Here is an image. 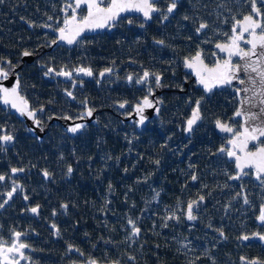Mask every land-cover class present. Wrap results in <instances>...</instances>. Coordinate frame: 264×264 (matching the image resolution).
<instances>
[{"label": "trees", "instance_id": "1", "mask_svg": "<svg viewBox=\"0 0 264 264\" xmlns=\"http://www.w3.org/2000/svg\"><path fill=\"white\" fill-rule=\"evenodd\" d=\"M116 29L113 37L98 39L99 44L102 41L106 44L105 48L97 47L98 53L113 52L119 60L130 56L131 73L149 71L168 77L170 72H180V61L187 49H175L174 33L166 31L164 44L154 46L149 39L157 34L146 31L145 41L139 45L129 42L134 34L132 28L128 30L122 23ZM0 43L7 44L4 35L0 36ZM18 52L0 48L1 57L11 58ZM61 57L59 50L39 55L33 64L22 69L20 78V93L29 106L58 116L64 104L60 83L51 80L48 87L42 73L48 67L59 70L74 66V62L64 63ZM85 63L79 62V65ZM124 66L127 67L126 62ZM29 73L34 74L32 83ZM197 100L201 101L202 119L185 136L184 121ZM234 106L235 99L227 89L202 95L190 88L185 93L174 90L164 93L157 116L140 130L128 134L124 128H115L113 133L89 132L78 136L76 142L65 143L59 140L58 130L51 126L39 141H21L23 136L17 123L3 117H0V129L14 135L16 161L23 167H31L34 173L47 170L51 174L45 183L35 176V201L67 204V210L74 217L96 220L97 235L107 240L109 249L122 254L129 252L127 257H135L131 264H139L142 257L147 259L146 264H205L203 259L207 258L197 249L200 241L210 242L207 252L214 258L212 264H228L224 263L229 260L227 256L236 260L232 253L238 248L237 238L252 234L258 202L251 175L231 181L232 164L217 152L225 137L214 133L215 120L234 124L230 119ZM12 160L0 153V171L13 165ZM69 165L73 172L65 178ZM193 174L198 177L196 181L191 179ZM238 191L247 194L249 203L245 206L241 207L236 199ZM198 196L205 199L194 209L197 219L187 223L185 206ZM172 213L179 217L178 221L166 220ZM129 218L141 229L137 240L128 239ZM221 230L224 235L220 237ZM192 250L195 253L188 254Z\"/></svg>", "mask_w": 264, "mask_h": 264}, {"label": "flooded vegetation", "instance_id": "2", "mask_svg": "<svg viewBox=\"0 0 264 264\" xmlns=\"http://www.w3.org/2000/svg\"><path fill=\"white\" fill-rule=\"evenodd\" d=\"M170 2L171 0H157V7L166 10ZM64 4L65 0H3V2L0 3V24L3 26L0 29V36L4 35L7 41V44L0 43V48L19 50L18 54L11 58L0 56L4 61H11L12 65L15 66L14 71L10 72L9 76L14 75L15 79L18 77L20 82L21 72L25 66L33 64L34 61L39 58V55L48 54L53 50H59L62 53L61 58L64 63H68L69 60L72 63L77 62L76 64L73 63L72 65L74 66L71 68L64 67L66 70L71 71L79 67H84L91 68L93 71V76L91 77L83 75L76 76L75 73H73V79L76 81V86L73 87L72 82L64 77L55 76L54 74L45 76L44 73L47 68L45 69L42 76L46 79V85L49 87L51 80L59 81L60 93L63 96L64 104L61 108L63 112L60 116L48 114L44 109L43 112H40V108L30 107L36 110V119L41 121V125L37 127V131L39 132H41V128H43L40 136H37L36 133L30 134L23 125V122L19 120L13 112H10L8 105H4L3 102L0 101V117L10 119L17 123L18 127H20V133L23 136L21 141H39L52 127L58 130V136H60L59 140L65 143L76 142L78 136H82L89 132L95 135L113 133L115 128H124L126 129L124 132L128 134L140 130L158 114L157 112L155 117L149 118L140 128L135 127L133 119L130 121L124 120L123 118L132 111L133 106L138 103L137 101L140 98L148 96L159 109L162 95L173 90L185 93L190 88H193L198 90L202 95L209 94L202 93L201 89L194 85L188 71L184 68L183 61L186 57L194 55L198 47L203 51L204 62L209 67H212L218 58L222 61L225 58L224 54H220L218 50L215 49V43L225 41L226 37L223 33H230L232 24L234 23L233 17L242 19L244 15L250 13L249 0H213V3L211 0H205L204 3L198 0H179L177 10L171 14L167 20H162L160 13H154L152 20L149 21H144L139 13L123 14L121 15V19L112 27H106L101 31L82 34L80 38L83 41L82 43L74 45L57 43L50 46L51 41L56 38L53 29L62 26L63 19L65 18L64 13L61 11ZM261 11L264 12V7L261 8ZM79 14H86V12ZM69 15H71L70 10ZM49 16H52L53 19L48 20ZM184 16H188L189 19H183ZM128 19L134 21L133 27L128 24ZM225 21L227 22L225 23ZM201 22H206L209 27L204 29L198 36L195 29ZM122 23L128 30L132 28L134 31V34L129 38V42L138 43L139 45L144 43V32L146 31L157 34L156 37L149 39V42L154 46H160L156 41L164 40L163 33L166 31L174 33L175 38L172 45L175 49L177 51L179 47H185L187 49L185 56L180 61V72H170L168 77H162V75L158 73L162 78L161 86L159 87L156 86L154 77L150 78L148 84L138 85L135 83V80L143 73H131L132 70L129 67L131 64L130 56L125 57L123 60H119L114 57L113 52L107 55L98 53L96 51L97 47H106V44H103L104 41L99 44L100 40L98 39L113 37L117 30L116 28ZM141 23L144 24V27H140ZM44 24H51L52 28L43 27L42 25ZM189 37H191V39H189ZM205 40H210L211 42L205 43ZM111 46L112 45H109V47ZM25 50L31 52L32 55L30 58L23 57V59H21V54ZM69 52H74L75 55L71 56ZM213 52H217V55L213 56ZM175 60L177 62V58H175ZM79 62L86 63L81 66ZM124 62H126L127 67L124 66ZM234 62H236L235 58ZM0 67H5V70H7V66L3 63H0ZM106 68H112V73L100 77L99 73L103 72ZM30 72H32L31 69ZM129 75L133 76V81L131 83L126 79ZM28 78L31 82L34 78V74L29 73ZM3 81L4 80H0V85L6 87L7 83L2 84L1 82ZM149 88H151L152 96L149 95ZM226 89L234 97L236 104L237 96L235 94L236 86L234 84L218 90L214 89L210 93ZM65 90L72 91L75 99L68 97ZM89 93H92V95H88ZM84 101L87 102L86 107L85 104L82 103ZM121 103H125L124 108L119 107ZM86 108L93 109L92 116L89 117L88 120L86 119V115L83 119H80L81 115L84 114L83 112H86ZM65 117H70L71 119H65ZM99 118L102 119L100 122L98 120ZM105 119H108V121H105ZM66 120L83 121L82 124L86 127L76 134H69L66 131L67 127H62ZM231 121H233L234 124H230L229 122L226 123H229L230 126L236 129L238 121L236 119H231ZM124 132H122L123 135ZM4 133L5 131H0V134ZM217 135L225 137L223 146L226 147L225 142L227 137L222 134ZM127 138L126 135L125 139ZM14 143L15 139L13 142L5 145L3 150H0V153L4 154V156L13 158L12 162L14 163L13 165L10 164L5 166V168L0 171V174L6 175L5 181L0 182V203H2L4 199H7L4 194L11 190L12 179H15L17 183L22 185L23 190H18L8 204L0 209V238L11 243L14 239L12 235L14 231L23 234L20 241L28 244L30 247L22 250L28 259L20 260V264H87L89 258H95L98 264H113L115 261H118L119 264H131L133 260H129V257H127L129 252H124L125 254H122L113 251V249H109L107 240L103 236L99 237V235H97L94 227L96 220L87 221L80 217H74L71 211L61 207L63 203L54 204L49 200L48 204H45L35 201L34 182L37 179L35 176L38 175L39 180L43 183L48 182L50 178L45 179L43 176L44 171H36L34 173L31 167H26V165L23 167L22 164L16 161L15 159L18 157V154H15L13 151ZM227 161L232 164V161ZM11 168H24L25 171L8 179L7 177L11 176ZM245 171L249 172L251 175L257 197L256 199L258 201L252 220L254 229L252 234H249L252 236V239L240 241L237 238L238 248L232 253V256H236V260L232 259L231 256H227L229 258L228 264H242L240 261L241 256L249 259L258 258L260 261L264 262V241L257 240V237L253 236V233L264 234V225H261L260 222L256 220L258 208L261 204H264V186L252 176V171L250 169H246ZM65 178H67V174ZM230 180L235 181L232 179ZM25 195L29 197L28 200H24L23 197ZM198 198L199 196L193 200H198ZM37 205H39L38 214L31 213L29 209ZM53 211L56 212L55 216L53 215ZM187 223H193V221ZM53 224L56 225V229L52 227ZM57 229H59V234H57ZM219 236L221 237V235ZM137 239L138 237L133 240ZM69 245H72L74 249H79L84 255L81 256L76 251L69 252ZM187 252L188 254L195 253L193 250ZM225 258L226 257L223 259ZM207 261L209 262L208 259H203L205 264ZM146 263L147 259L145 257L139 258V264Z\"/></svg>", "mask_w": 264, "mask_h": 264}, {"label": "snow or ice", "instance_id": "3", "mask_svg": "<svg viewBox=\"0 0 264 264\" xmlns=\"http://www.w3.org/2000/svg\"><path fill=\"white\" fill-rule=\"evenodd\" d=\"M3 0H0L2 3ZM250 13L244 15L242 19H236L233 17L234 23L232 24L230 33L225 32L223 35L226 37L224 42L215 43L214 47L219 53L224 54L225 58L221 61L219 58L215 61L212 67H209L204 62L203 51L199 49L191 57H186L184 60V66L192 69L197 77L199 85L203 86L206 93H210L213 88L232 86L233 82L236 81L240 85H247L243 88H236L235 94L240 97L241 93H244V97L240 99V105L232 119L242 118L240 122V129L237 130L230 126L229 123L222 122L220 119L215 120V127L222 133L231 134L227 140V147L221 146L217 152L224 154L229 160L234 161L235 167L238 170L236 175L229 176V179L239 180L241 175H250L245 169H253L254 176L257 181L264 186V12L261 8L264 7V0H249ZM179 0H171L168 3L166 10H162L157 7V0H65L64 6L61 11L64 13L65 18L63 19L62 26L53 29L57 32V38L51 41V44H57L58 42H65L68 45H74L82 43L80 39L85 31H91L99 28H106L114 26L120 19L121 14L126 12L139 13L144 21L152 20L154 13H160L162 20L169 19V16L173 14L178 8ZM259 4V6H258ZM69 10L71 15H69ZM86 12V14H79ZM53 17L49 16L48 20H52ZM183 19L188 20V16H184ZM227 21H225L226 23ZM132 19H128V24H133ZM35 26V25H30ZM46 28H52L51 24L42 25ZM140 27H144L141 23ZM209 25L206 22H201L195 29L196 34L199 36L202 31L208 28ZM191 39V37H189ZM205 43L211 42L205 40ZM157 44L163 45V40L156 41ZM23 57H29L32 55L31 52L25 50L22 54ZM213 56L217 55V52L212 53ZM234 58L236 62H234ZM0 63L7 66L0 67V80H6L9 78L10 72L14 71V67L11 61H4L0 58ZM112 68H106L103 72L99 73L100 77H104L106 74L112 73ZM73 73L76 76H93L91 68L79 67L71 71L65 68L56 71L55 69L48 67L45 71V76L54 74L55 76H61L71 81L73 87L76 86V81L73 79ZM241 73L244 77L241 78ZM154 77L155 84L157 87L161 86V76L156 73H150L144 71L143 74L136 78V84H148L150 78ZM128 82L133 81V76L129 75L126 78ZM99 82V81H97ZM82 84V81H81ZM66 91V95L75 99L72 91ZM152 94L151 88H149V95ZM0 101L4 105H10L11 108L15 109L20 115H27L34 121L37 127L41 125V121L36 119V110L30 108L28 101L20 94V82L17 77L15 84L11 88L0 86ZM87 105V102H82ZM201 101L195 102V107L192 110L191 117L186 121L185 131L191 133L193 126L202 119L200 114ZM120 108L125 107V103L119 105ZM154 107L153 102L145 96L144 99L135 106V112L140 117L138 123L143 124L146 117L144 116V110L146 108ZM43 112V108L39 109ZM158 112L159 109L157 108ZM93 109L86 108V112L81 115L80 119L84 116L91 117ZM65 119H71L65 117ZM84 124H74L66 129L68 133L76 134L84 129ZM31 131V129H29ZM0 131H4L0 129ZM43 131V128H41ZM15 137L5 132L0 134V150L4 149V146L13 142ZM253 144L256 148L255 151L248 150L249 144ZM62 158V157H61ZM158 164L159 161H156ZM11 177L16 176L18 173H23L24 168H11ZM73 168L71 165L67 167V175H71ZM43 176L45 179L50 178L51 174L44 170ZM6 175L0 174V182L5 181ZM192 181H196L198 177L193 174L191 176ZM111 189V185H109ZM22 191V185L12 179L11 190L7 191V199H4L0 203V209L4 208L6 204L12 199L13 195L18 191ZM157 196L159 193L156 194ZM240 196L241 193H237ZM24 200H28L29 197L25 195ZM204 196H199L198 200H192L188 202L186 206V219L188 221H194L197 216L194 215V209H198L200 203L204 201ZM244 204H248L249 200L245 195L243 197ZM61 207L67 210L68 205L63 204ZM29 211L33 214H38L39 205L31 207ZM53 215L56 212L53 211ZM179 220V217L172 213L166 220ZM257 220L261 225H264V204L259 207V215ZM129 225V240H132L139 236L141 229L137 226L136 221L129 218L127 221ZM167 227V224L164 225ZM52 227L56 229V225ZM59 234V229H57ZM14 239L11 243L0 238V264H20V260H27L23 249L29 248L28 244L20 241L21 232H13ZM220 235L224 233L221 230ZM254 237H258L259 240L264 241V234L253 233ZM243 240H248L249 236L245 235L242 237ZM186 247V245H185ZM68 251H76L81 256L84 255L79 249H74L72 245L68 246ZM135 257H129V260H134ZM240 261L242 264H264L258 258L249 259L241 256ZM87 264H98L95 258H89ZM113 264H119L118 261Z\"/></svg>", "mask_w": 264, "mask_h": 264}, {"label": "water", "instance_id": "4", "mask_svg": "<svg viewBox=\"0 0 264 264\" xmlns=\"http://www.w3.org/2000/svg\"><path fill=\"white\" fill-rule=\"evenodd\" d=\"M123 14H138V13H135V12H126V13H122L121 15H123ZM141 17H142V16H141ZM102 29H104V28H99V29H95V30H91V31H85L83 34L91 33V32H94V31H101ZM54 34L56 35V38H57L58 33H57V32H54ZM56 38H55V39H56ZM58 43H65V42H58ZM52 45H54V44H51L50 46H52ZM220 54H222V53H220ZM224 57H225V56H224ZM29 58H30V56H29ZM21 59H23V56L21 57ZM183 63H184V61H183ZM184 68H185L186 71H188V73H189L191 79H192L193 82H194V85H195L196 87L200 88L201 91H202V93H206V92L204 91V89H203V86L198 84V82H197V77H196V75H195V72H194L192 69L186 68L185 66H184ZM241 78H245L244 75H243V73H241ZM245 79H246V78H245ZM15 82H16L15 76H14V75H11V76H9L8 79L4 80V81L1 82V83H2V84H6V83H7V86H6V87H7V88H11V87L15 84ZM233 84L236 86V88H243V87L247 86V85H240V84H239L238 82H236V81H234ZM0 86L3 87V85H0ZM221 88H223V87H216V88H213V90H214V89H217V90H218V89H221ZM151 96H152V95H151ZM243 97H244V93H243V92L241 93L240 97H237V103H236L235 108L233 109V111H232V113H231V115H230V116H231V119L233 118V115H234L235 111H236L239 107H241V105H240V99L243 98ZM143 99H144V98H140V99H138L137 102L140 103ZM138 103H137V104H138ZM137 104H136V105H137ZM153 104H154V107H152V108H146V109L144 110V116L146 117V119H145V122H144L143 124H139V123H138L140 117H139V116L136 114V112H135V106H136V105L133 106L132 111H131L126 117H124L123 119H124V120H128V121H130L131 119H133V122L135 123V127H136V128H140L141 126H143V125L147 122V120H148L149 118H152V117H155V116H156V114H157L156 109H157L158 107H157V105H156L154 102H153ZM8 107H9V109H10V112H13V113L15 114V116H16L19 120H21V121L23 122V125L26 127V129L28 130V132H29L30 134H34V133H36L37 136H40V135L42 134V131H41V132L37 131V126H36V124H35L34 121H33L32 119H30L27 115H23V116H22V115H20V113L17 112L15 109L11 108L10 105H8ZM83 113H85V112H83ZM191 113H192V111L190 112L189 116H188V117L185 119V121H184V125H183V134H184L185 136L188 135V132H186V131L184 130L185 127H186V121L191 117ZM88 118H89V117L86 116V119H87V120H88ZM235 119L238 121L237 130H239V129H240V122H242V118H235ZM77 123L82 124L83 121H77V120L69 121V120H66L62 127H63V128H66V127L68 128V127L73 126L74 124H77ZM29 129H31V131H30ZM213 130H214V132H215L216 134H222V135H225V136L227 137V140H228V138H230V136H231V134H227V133H222V132H220V131L215 127V125H214V127H213ZM69 134H72V133H69ZM227 140H226V142H225L226 147L228 146V145H227ZM248 150H250V151H255L256 148H255V146H254L253 144L250 143V144H249V148H248ZM226 159L229 160L227 157H226ZM230 161H232V160H230ZM248 169H250V168H248ZM232 170L234 171V174H233V175H236L238 170H237L236 167H235V163H234V161H232ZM245 170H246V169H245ZM250 170L252 171V176L255 177V176H254V170H253V169H250ZM186 206H187V204H186ZM186 206H185V209H184V219H185V221L189 222V221L186 219ZM259 207H260V206H259ZM258 215H259V208H258ZM258 215H257V217H258ZM257 217H256V220H257ZM257 222H259V221L257 220ZM219 234H220V233H219ZM243 236H245V235H240V236L238 237V239H239L240 241H245V240L242 239ZM247 236H249V239H248V240L252 239V236H251V235H247ZM256 239L259 240L258 237H257Z\"/></svg>", "mask_w": 264, "mask_h": 264}, {"label": "rangeland", "instance_id": "5", "mask_svg": "<svg viewBox=\"0 0 264 264\" xmlns=\"http://www.w3.org/2000/svg\"><path fill=\"white\" fill-rule=\"evenodd\" d=\"M236 125V124H235ZM232 174H233V172H232ZM237 193H240L239 191L237 192ZM236 193V194H237ZM244 195L245 194H241L240 196H237V195H235L237 198V200L240 202V206L242 207V206H245V204H244V202H243V197H244ZM247 195V194H246ZM182 212H183V210H182ZM213 239L214 240H216V238L215 237H213ZM208 241H209V239H207ZM185 245H186V243H185V241L183 242ZM209 243L210 242H207V241H200L198 244H197V249H199V252L201 253V254H203V256H205L208 260H209V262H210V264H212L213 263V259L214 258H212L210 255H211V253H208L207 251V248H209L208 247V245H209ZM229 260H224V263H227Z\"/></svg>", "mask_w": 264, "mask_h": 264}]
</instances>
